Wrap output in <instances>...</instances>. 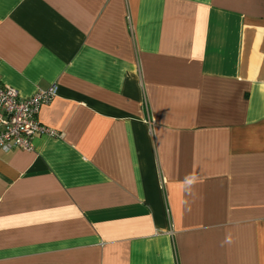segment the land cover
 <instances>
[{
    "label": "crops",
    "instance_id": "1",
    "mask_svg": "<svg viewBox=\"0 0 264 264\" xmlns=\"http://www.w3.org/2000/svg\"><path fill=\"white\" fill-rule=\"evenodd\" d=\"M0 82V264H264V0H0Z\"/></svg>",
    "mask_w": 264,
    "mask_h": 264
},
{
    "label": "built area",
    "instance_id": "2",
    "mask_svg": "<svg viewBox=\"0 0 264 264\" xmlns=\"http://www.w3.org/2000/svg\"><path fill=\"white\" fill-rule=\"evenodd\" d=\"M56 91L57 87L51 85L22 98L16 89L0 82V147L3 150H32L35 135L55 134L39 122L38 113L53 100Z\"/></svg>",
    "mask_w": 264,
    "mask_h": 264
}]
</instances>
